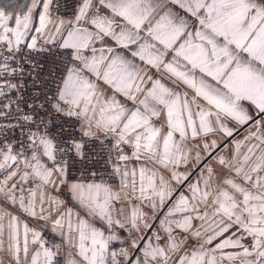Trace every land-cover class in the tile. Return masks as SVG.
<instances>
[{
	"label": "snow or ice",
	"instance_id": "obj_1",
	"mask_svg": "<svg viewBox=\"0 0 264 264\" xmlns=\"http://www.w3.org/2000/svg\"><path fill=\"white\" fill-rule=\"evenodd\" d=\"M0 264H264V0H0Z\"/></svg>",
	"mask_w": 264,
	"mask_h": 264
}]
</instances>
